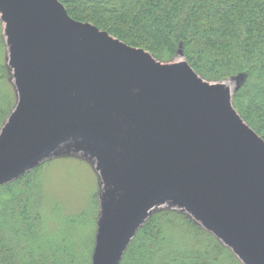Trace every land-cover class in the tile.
Segmentation results:
<instances>
[{
    "label": "water",
    "instance_id": "1",
    "mask_svg": "<svg viewBox=\"0 0 264 264\" xmlns=\"http://www.w3.org/2000/svg\"><path fill=\"white\" fill-rule=\"evenodd\" d=\"M0 2L19 22L15 30L21 45L16 46L12 36L11 43L22 51L17 57L22 77L29 75L24 67L25 50L33 54L30 64L48 98L44 101L42 127L34 129L29 141L13 144L0 170L41 148L47 136L67 125L88 129L90 133L82 132L90 138L105 131L112 144L125 152L129 162L126 179L129 172L137 173L132 199L112 224V232L118 234L124 227L123 222L132 214L129 210L150 182L167 173L164 176L173 182L196 185L202 201L209 199L211 209L222 212L231 228H241L245 241L264 250V162L253 158L252 148L232 146L225 128L214 123L212 127L230 142L219 138L202 119V115L211 118V114L190 116L183 109V103L175 97L177 85L172 79L167 82L150 76L149 66L142 60L120 61L112 53H122L121 48L100 39L93 26L75 23L63 12L53 11L49 0ZM52 5L58 7L56 1ZM158 79L165 85L158 84ZM218 120L225 123V119ZM116 239L110 233L102 241L99 258L107 253L104 264L118 251Z\"/></svg>",
    "mask_w": 264,
    "mask_h": 264
},
{
    "label": "trees",
    "instance_id": "2",
    "mask_svg": "<svg viewBox=\"0 0 264 264\" xmlns=\"http://www.w3.org/2000/svg\"><path fill=\"white\" fill-rule=\"evenodd\" d=\"M58 2L72 20L160 61H171L180 50L203 78L242 77L232 103L264 143V0ZM3 83L0 117L7 105ZM37 171L0 186V264H104L107 253L93 259L95 234L88 213L62 215L63 204L46 201L44 187L33 178ZM198 225L182 213L158 211L137 231L118 264H230L221 255L226 249ZM201 235L214 240V247ZM193 239L198 241L195 250ZM218 247L220 255L212 252Z\"/></svg>",
    "mask_w": 264,
    "mask_h": 264
},
{
    "label": "rangeland",
    "instance_id": "3",
    "mask_svg": "<svg viewBox=\"0 0 264 264\" xmlns=\"http://www.w3.org/2000/svg\"><path fill=\"white\" fill-rule=\"evenodd\" d=\"M55 1L58 7L52 5ZM49 3L53 11L63 12L71 21L81 25L87 24L72 20L58 0H49ZM10 11L12 12L0 2V82H4L3 86L7 92V105L0 117V164L7 158L15 142L29 141L31 135L35 133L34 129L42 127L41 119L45 114L44 101L48 99L44 84L30 64L34 61L32 52L30 55L23 50L24 67L29 75L22 77L23 70L18 68L21 60L17 57L22 51L19 52V48L11 43V36L13 41L16 39V46L17 43L21 45L17 41V37L21 38L20 34L15 30L19 29V22L10 15ZM93 28L98 32L96 34L100 39L109 40L116 48L122 49V53L114 52L113 56L120 61H131V58L136 59L133 62L142 60L149 66L150 76L167 82L172 79L177 85L175 97L183 103V109H186L190 116L198 115L200 112L211 114V118L202 115L204 123L213 130H216L212 127L214 123L225 128L224 130L227 131L225 135L230 136L233 143L216 130L219 138L230 142L236 148L239 146L244 149L247 146L252 148L253 158L261 163L264 162L263 141L242 119L232 103V97L237 92L242 77H230L219 81L206 79L195 74L191 69L188 70V64L180 50L171 61L163 62L141 52L142 50L139 51L140 49L125 47L126 45H122V42L106 32ZM22 78L26 79L23 81ZM159 79L158 84L164 86L165 83ZM212 113L216 116L214 117ZM218 118L225 119V123ZM82 131L90 133L88 129H76L67 125L47 136L41 148L0 170V186L14 184L38 170L33 178L40 180L42 188L44 187L46 191L48 203L63 204L59 207L64 216L85 213L90 216L91 232L95 234L92 251L94 259H98L101 255L102 241L106 235L112 233L117 237L118 251L108 264H118L120 255L137 231L150 216L164 210L182 213L192 221L198 222L202 227L198 225L200 229H205L209 234L214 235L216 242L226 249L221 255L225 260L229 259L230 264H236L233 262L234 259L241 262L240 264H264V250L245 241L241 237V228H231L232 224L223 218L222 212L218 213L211 209L209 199L205 198V201H202L198 197L195 184V187L192 184L183 186L176 180L173 182L169 177L166 178L164 174L167 173L150 182V186L137 199L133 209L129 210L132 214L123 222L124 227H121L118 234L117 231L112 232V224L117 221L125 204L132 199L130 192L137 173L133 175L129 172V177L126 179L129 162L125 152L122 151L121 146L112 144L105 131L97 132L99 135L93 138L88 137L87 134L85 137ZM121 176L123 178H120ZM25 183L24 180L20 186L23 187ZM17 185L13 187L16 188ZM48 207L49 205L46 204L45 208ZM94 225L95 230H93ZM201 237L208 241L209 246L214 247V240L204 235ZM196 243L198 241L193 239L194 250L197 249ZM212 252L218 255L221 253L219 247L214 248Z\"/></svg>",
    "mask_w": 264,
    "mask_h": 264
}]
</instances>
